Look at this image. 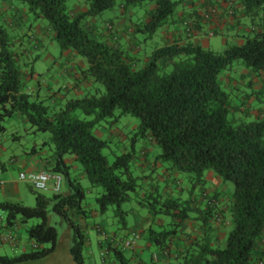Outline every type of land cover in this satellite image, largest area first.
I'll list each match as a JSON object with an SVG mask.
<instances>
[{
  "label": "trees",
  "instance_id": "obj_1",
  "mask_svg": "<svg viewBox=\"0 0 264 264\" xmlns=\"http://www.w3.org/2000/svg\"><path fill=\"white\" fill-rule=\"evenodd\" d=\"M14 1L26 7L34 21H46L61 51L73 50L85 59L83 74L93 85L82 96L63 92L62 98L41 89L27 90V78L35 73L26 60L27 33L0 22V135L6 132L5 121L16 115L24 117L29 130L49 134L42 139L53 152L49 171L61 174L68 184L66 192L51 196L36 190L35 206L0 198V211L16 230L39 220L26 228L29 242L36 246L13 257L0 254V264L37 260L53 252L60 232L52 224L51 213L70 225L76 264H87L88 230L75 215L90 217L85 207L88 191L100 188L94 198L99 213L113 208L117 224L121 229L127 227L123 204L139 191L146 177L136 169L141 140L159 149L155 165L187 175L190 185L186 198L165 196L157 190L139 200L152 216L167 219L160 228L147 229L148 240L170 253L186 221L195 219L203 230L179 256L178 264H264V0H88L84 11L72 10L68 0ZM118 5L126 14L137 7L145 10L127 29L135 45L140 35L153 38L180 10L185 11L183 22L193 32L183 42L164 43L136 56L121 45L117 31L108 27V34L99 38L98 28L90 21ZM214 9L222 11L229 23L233 21L228 32L237 29L233 36L243 41L226 40L223 53L191 40L218 17ZM239 61L250 74L248 90L240 100L223 82ZM255 79L261 81L259 88ZM248 103L257 104L255 115ZM124 115L136 116L139 124L133 128L130 148L114 152L111 160L104 152L111 141L96 131L104 124H117ZM68 156L81 164L78 177L72 176ZM210 172L233 184L228 204L231 224L223 243L218 231L227 218L225 210L219 208L218 198L200 199L197 193L206 186ZM81 176L89 180V186L81 183ZM101 235L105 264H132L125 242L103 230Z\"/></svg>",
  "mask_w": 264,
  "mask_h": 264
},
{
  "label": "crops",
  "instance_id": "obj_2",
  "mask_svg": "<svg viewBox=\"0 0 264 264\" xmlns=\"http://www.w3.org/2000/svg\"><path fill=\"white\" fill-rule=\"evenodd\" d=\"M222 5L223 8L227 7V3H223ZM133 14L134 12H130V15ZM218 14V17H216L212 23L206 24L199 33L195 32L196 34L191 40L201 44L204 48L210 49L211 38L216 35H211L212 29H216L219 31V34H223L224 44H226L227 38L235 39L233 35L236 31L231 30L229 34L227 29L228 25L232 24L233 21L229 23L228 18H223L222 11H219ZM184 17L185 11L182 10L175 15L171 23L162 28L160 34L164 43L169 44L174 41L183 42L188 39L185 34L184 26H182ZM0 22L13 28L15 31H20L22 34L27 33L26 42L28 43L29 50L26 51V57L27 61L30 63H34V60L39 58L38 56L35 57V59L30 58L33 51L43 49V44L46 41L49 45L55 47L47 24H44L41 20L34 21L31 15H29L27 8L14 0H0ZM120 23V20L108 22V27L111 28H107L115 33ZM107 32L109 31L107 30L105 33L108 34ZM227 33L228 36L226 37ZM117 37L125 44L126 40L124 37L116 35V38ZM239 42L242 43L243 41L241 40ZM127 43L129 44V42ZM53 51L55 50L53 49ZM46 61L48 63L46 72H39L36 70L35 64L32 65L35 69V73L27 78V90L36 92L41 89L42 93L62 98L63 92L83 94L88 88L92 87L93 80L86 78L83 74V71L87 67L85 59L73 50H60L59 59L49 53L46 57ZM39 78H41L40 82L38 81ZM7 125H9L12 130H15L16 133L21 126L26 130L29 128L27 121L20 115L9 118ZM7 130L6 126V131ZM103 133L99 132L100 135ZM12 135L13 142H20V136L18 134ZM7 139L8 138L3 139L0 137V165L3 168L0 190L2 196L5 198H14L19 201L23 195L20 173L37 172L40 170L49 171L54 163V157L51 148L43 145L42 141L28 143L19 151L15 152L11 148V145H5L4 141ZM156 153L157 149L152 146L150 141H145L143 147L139 151L136 169L139 174L145 175L146 177L143 179L139 191L134 193L128 201L132 206L130 209H126L127 227L125 229H121L117 224L113 212L108 211L103 215L99 213L95 203L89 201V197L93 195L95 191H93L94 189L92 188L89 189L85 207L90 211V217L84 219L81 216L75 215V219L84 224L88 230L89 240L88 245L85 247L87 264H105L101 259L102 230L106 231L110 237L120 240L121 242H126L128 240L132 241L131 246L127 248V253L131 258L132 264H178L179 256L190 245L191 240L202 232L203 227L200 221L195 219L187 220L182 230L174 239L170 247V253L161 251L148 240L147 229L151 226L160 228L167 222V219L162 215L152 216L148 209L140 204L139 200L157 190L163 195L173 198H186L190 194V185L187 175L170 171L166 166L160 163L155 165L154 156ZM66 162L73 166L71 170L72 176L78 177L81 173L78 172L79 167L75 164L76 161H74L73 156H68ZM16 173L19 174L18 179L14 176ZM81 177V183L84 186H89L84 183L86 177ZM52 187L53 182L50 183L49 190L53 191ZM67 190V181L63 179L61 191L66 192ZM197 193L200 199L204 197L208 199L218 198L219 208L225 210L227 218L222 224H219L220 229L218 231L219 242L223 243L227 229L231 224L228 217L230 213L228 204L232 195L231 188L228 183H224L220 178L210 172L206 186L199 187Z\"/></svg>",
  "mask_w": 264,
  "mask_h": 264
},
{
  "label": "rangeland",
  "instance_id": "obj_3",
  "mask_svg": "<svg viewBox=\"0 0 264 264\" xmlns=\"http://www.w3.org/2000/svg\"><path fill=\"white\" fill-rule=\"evenodd\" d=\"M69 7L72 10L75 11H84L88 9V0H68ZM189 4V1L185 3L186 7ZM184 5V6H185ZM182 9V8H181ZM180 10L179 12H181ZM132 12H134L133 15H130V13L126 14L122 11V8L118 5L115 8L109 9L104 11L102 14L98 15L95 18H92L90 21H92L93 26L97 27L100 33L98 37L102 36V33L107 31L108 27V22H115L120 20V25L117 28V35L124 37L125 38V44L121 41V45L127 49H130V51L135 54L136 56L142 57L144 54L151 52L153 49H155L157 46H162L164 45V42L161 38V30L153 37L149 39H145L144 35H140L139 42L136 41L138 45H135V43H132L127 35V29L129 28V25L132 22L137 21L138 19L142 18L145 14V10L142 9L141 7L135 8ZM44 24H47L45 20H42ZM186 22V21H185ZM185 22L183 23L182 26H184L185 34L187 36V27L185 25ZM250 28V25L248 26ZM246 27L245 29H249ZM237 29H235L236 31ZM231 31V30H230ZM233 32V31H232ZM231 32V33H232ZM234 34V32H233ZM223 34L215 35L214 37L212 36L211 38V47L210 49L214 52L217 53H223L226 44L223 42ZM235 35V34H234ZM236 37V36H235ZM192 39V38H191ZM231 43H236L241 41V38H235V39H227ZM129 42V44L127 43ZM132 43V44H131ZM40 45V44H39ZM55 47L49 45L47 41L43 44V49L33 51L31 55V59H35V57H39L38 59L34 60V63L31 65L35 64V68L39 72H46L48 63L46 61V57L48 54L54 55L57 59L60 57V47L59 45L54 42ZM42 46V45H41ZM135 46V47H134ZM53 49L55 51H53ZM27 60V57H26ZM30 63V62H29ZM54 68V67H53ZM242 68V69H241ZM244 66L241 61L237 62L232 69L233 71H229L228 74H226L223 77V82L225 85L229 87V89L239 97V100L242 95H244L245 91L248 90V85L247 82L250 78V74L248 72L244 71ZM224 85V86H225ZM261 85V81L258 79H255V86L259 88ZM99 87L104 90V87L102 85H99ZM86 92V91H85ZM84 94V93H83ZM82 93L76 94V93H69L70 96H82ZM238 100V102H240ZM253 102V101H252ZM250 106V112L252 114H256L257 111V104L251 106V103H248ZM8 119L5 121V125L7 126V131L0 135L3 139L8 138L5 142V145L7 146H12L11 148L17 152L19 151L23 146L26 144H30L33 141H42L44 137L49 138V134L47 133H41V132H34L33 130L25 129L23 126H21L16 133L15 130H12L9 125H7ZM139 124V119L136 116L133 115H124L121 117L120 121L117 124L113 125H107L104 124L102 127L97 128V133L99 132L103 133L101 136L103 138H106L111 141V146L110 148H107L104 150V152L109 155V158L113 160L114 158V152L117 153H122L126 148H130L131 145V136H132V131L134 130L133 128L136 127ZM12 134H18L20 136V142L18 141H12ZM145 142L141 140L140 142L137 143V148L140 150L142 145H144ZM159 149L157 148V151ZM79 167V171L81 170V164L79 162L75 163ZM17 179L19 174L16 173L14 175ZM84 183L89 185V180L86 178L84 180ZM229 187L231 188V191H233V184L232 182H228ZM21 186H22V198L19 200L25 205L28 206H35L37 204V191L32 187V185L26 181L22 180L21 181ZM100 190V188H95L93 191L94 194L89 197V201L94 202L95 195L97 192ZM42 194H45L47 196H51L53 194L52 190H47L44 192H41ZM0 198L2 200H10V201H17L14 198H5L1 194L0 190ZM136 205V204H134ZM132 204L130 202H126L123 204V208L126 210L127 208L130 209ZM110 212H113V208H110ZM51 220L52 224L56 225L59 229L60 236H59V242L57 244L56 249L51 252L49 255H47L44 258L37 259V260H29V261H24L21 263H16V264H76V262L73 259L72 252H71V247H72V231L70 228V225L63 221L57 214L51 213ZM39 222L38 219H33L30 220L27 224L20 225L18 227V230L16 232L20 236V244L18 246H11V245H2L0 246V254H6L11 257L19 255L21 252L24 250H28L32 248L33 244L29 242L27 233H26V228L32 224H35ZM95 247V246H94Z\"/></svg>",
  "mask_w": 264,
  "mask_h": 264
},
{
  "label": "built area",
  "instance_id": "obj_4",
  "mask_svg": "<svg viewBox=\"0 0 264 264\" xmlns=\"http://www.w3.org/2000/svg\"><path fill=\"white\" fill-rule=\"evenodd\" d=\"M213 14H217L218 10L214 9L212 10ZM206 17H209L208 15ZM192 30L189 26L187 29V34L191 35ZM213 33H211L212 35ZM3 173V168L0 165V180ZM20 178L22 180L28 181L32 187L37 191H47L50 188V183L53 182V191L54 192H60L62 189V183H63V176L58 173H53L48 170H40L37 172H21ZM16 226H9L8 221L6 219V214L4 211H0V246L2 245H11V246H18L20 244V236L16 232ZM131 240H128L124 243V246H130ZM36 245L33 244L32 247H35ZM107 248H104V251H106ZM104 255V253H102Z\"/></svg>",
  "mask_w": 264,
  "mask_h": 264
}]
</instances>
